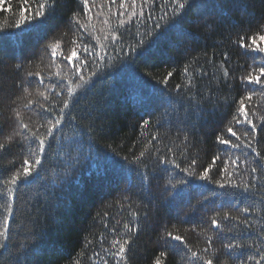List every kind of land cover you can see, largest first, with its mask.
<instances>
[{
    "label": "trees",
    "instance_id": "trees-1",
    "mask_svg": "<svg viewBox=\"0 0 264 264\" xmlns=\"http://www.w3.org/2000/svg\"><path fill=\"white\" fill-rule=\"evenodd\" d=\"M141 3L142 0H137V12ZM223 3L221 14L216 8V0H190L180 15L173 16L164 0H154L144 5L145 16L139 23L128 25L130 30L127 31L120 29L124 34L120 45L124 51L118 55L110 48L107 64L97 61L90 66V71L97 75L86 90H78L72 107L81 134L85 139L89 133L94 136V150L84 151L79 163L68 169V174H65L67 165L53 158L56 152L49 153L43 161L44 172L40 180L17 193L20 199H17L10 218V242L7 251L0 252V264H73L77 259L81 264H93L90 257L94 250H100L99 234L106 232L103 224L114 226V218H121L119 205L114 206V201L125 195L149 212L147 221L141 215L139 239L128 253L129 264H152L154 257L164 249L161 237L166 227L178 230L193 247H203V238L191 229L195 227L199 231L208 217L221 209L227 211L244 206L234 195H213V192L231 193L234 190L218 188L178 170H172L173 174L169 176L161 171L163 165L156 166L154 158L146 162V168L140 169L147 171L150 177L142 186L136 166L123 159L127 156L134 160V153L138 154L146 139L156 131L163 141L154 142L161 153L166 152L165 145L173 146L172 141L177 135L182 139L187 133L190 146L177 161L187 166L194 158L198 171L207 167L222 150L233 151L219 144L216 137L229 138L226 127L230 126L235 113V101L245 95L246 87H253L242 86L240 76L253 65L250 57L256 56L259 62L261 54H245L232 41L240 34L253 35L264 24V0H223ZM59 5L47 29L41 33L29 32L28 28L0 31V109L3 110L0 125L4 126V135L11 130L10 108L15 107L12 100L20 93L17 85L24 78L23 72L17 73L16 65L35 68L40 64L45 44L67 29L71 11L80 7L78 0H59ZM126 7L131 10L130 5ZM112 9L117 15L122 11L119 0ZM165 9L168 16L159 21L161 28L153 31V24ZM95 11L93 9V13ZM5 15L0 12V23ZM149 16L151 19H147ZM112 19L115 21L116 17ZM112 26L115 27V23ZM146 31L151 35H144ZM141 37L143 45L131 52L129 46H136ZM223 53L229 56L233 76L228 81L230 87H225L223 82L219 86L215 81L210 82L214 65L220 64ZM209 58L212 63L207 62ZM196 63L203 65L209 74L194 82L191 95H203L199 106L190 102L189 95L185 94L187 90L180 95L176 91L177 85L186 82L185 65L195 67ZM168 72H172L171 77H167ZM166 77L167 84L162 83ZM253 99L264 112L261 98ZM194 109L199 115L193 114ZM144 120L152 122L147 130L140 127ZM243 127L238 125L234 130L240 131ZM260 127L258 150L264 154V126ZM231 139L235 142L234 137ZM2 155L0 177L6 178L9 161L16 157L19 163L20 151L13 147L11 152ZM220 165L221 161H217L213 167V179L219 178ZM180 178L187 180V184L171 188L169 181L176 182ZM205 196L209 199L205 200ZM105 213L109 215L105 217ZM3 216L0 210V223ZM123 216L127 218V212ZM89 240L93 243L89 244ZM227 242L215 240L214 245L222 249L223 243ZM178 261L179 256L169 252L165 264H178Z\"/></svg>",
    "mask_w": 264,
    "mask_h": 264
},
{
    "label": "snow or ice",
    "instance_id": "snow-or-ice-1",
    "mask_svg": "<svg viewBox=\"0 0 264 264\" xmlns=\"http://www.w3.org/2000/svg\"><path fill=\"white\" fill-rule=\"evenodd\" d=\"M150 2L154 0H142L140 10L137 12V0H119V9L122 11L117 15L112 9L117 0H78L80 7L71 11L67 29L53 41L45 44L40 64L35 65V68L31 65H16L17 73L23 72L24 78L17 85L20 93L12 100L15 107L10 108L11 130L7 135H4V126L0 125V160L3 159L2 154L11 152L13 147H18L20 162L17 163V158L13 157L9 161V174L6 178L0 177L2 201L0 210L4 213L3 222L0 223V252H6L10 242V218L13 216L17 199H20L17 193H22L24 188L40 180L44 172L43 161L49 153L56 152V157L53 158H58V162L67 165L65 174H68V169L79 163L84 151L94 150V136L89 133L85 139L76 126L78 118L72 114L78 90H86L92 78L97 75V72L90 71L92 64H96L97 61L107 64L106 58L109 56L110 48L118 55L124 51L120 46L124 39L120 29L124 28L127 31L130 30L128 25L133 22L139 23L140 18L145 16L144 5ZM164 2L171 9L172 15L178 16L189 6L190 0ZM126 5H130L131 10ZM59 6V0H16L15 5L13 0H0V12L7 14L3 18V23H0V31L7 29L23 31L24 28H28L29 32L41 33L47 29L55 9ZM216 8L223 13V0H216ZM93 9H96L94 13ZM168 14V10L165 9L164 14L153 24V31L161 28L159 21L164 20ZM113 17H116L115 21ZM113 23L115 27L112 26ZM97 25L101 27L98 28ZM144 35L151 33L146 31ZM93 41L95 43H92ZM257 41L264 43V24H261L253 35L246 37L240 34L237 40L232 41L238 48L243 49L245 54L251 52L261 55L259 62L256 56L250 57L253 65L240 76L242 86L253 87H246L245 95L235 101L237 105L235 113L229 122L230 126L226 127L229 138H224L223 135L216 137L219 144L233 150L231 153L222 150L221 154L212 158L207 167L198 171L194 158L187 166H182L177 161V157L184 155L190 146L187 133L182 139L177 135L172 141L173 146L165 145L166 152L161 153L154 143L163 142L159 131H156L146 139L142 150L138 154L134 153V160H129L127 156L123 157L125 161L136 166L142 186L149 182L150 177L147 171L140 169L142 166L146 168V162L154 158L156 166L163 165L161 171L169 176L173 174L172 170H178L190 178L215 184L221 189L234 190L231 193L213 192V195H234L244 204L243 207L234 210L221 209L209 216L199 231L195 227L191 229L197 236L203 238V247H193L178 230L166 227L161 237L164 249L154 257L152 264H165L169 252L179 256L178 264L264 262V154L258 150L257 142V135L262 130L260 126H264V112L260 111L261 105L253 99L259 96L264 102V46ZM143 43L141 37L136 46H129L130 51H137ZM222 55L220 64L214 65L215 70L210 82L215 81L217 86L223 82L225 87H230L228 81L233 76L230 72L229 56L227 53ZM207 62L212 63L211 58ZM183 71L186 82L176 86L177 94L180 95L182 91L187 90L185 94L189 95L190 102L194 101L199 106L203 95L200 93L191 95L195 87L194 82L208 77L209 74L199 63H196L195 67L186 64ZM171 76L172 72H168L167 77ZM167 77L162 83L167 84ZM32 85L35 87H31ZM2 111L0 109V115ZM193 114L199 115V112L194 109ZM151 123L144 120L140 127L147 130ZM238 125L244 127L240 131L234 130ZM92 130L96 131L95 128ZM231 137L235 138V142ZM217 161H221L218 168L219 178L213 179L211 172ZM53 173L55 174V169ZM187 182L180 178L176 182L170 180L169 184L175 189ZM204 199L208 200L209 197L205 196ZM115 205H119L121 218H114V226L106 222L103 224L106 232L99 234L100 250H94L90 257L93 264H110V261L111 264H129L128 253L132 250V244L139 239L141 215L145 221L149 218V212L134 204L128 195L114 201ZM125 212L127 218L123 216ZM104 215L107 217L109 214ZM246 233L248 235H245ZM215 240L228 242L223 243L221 249L214 245ZM88 243L92 244L93 241L89 240ZM20 247H23V243ZM237 253L239 255H236ZM220 256L224 258L220 259ZM73 264H81L80 259L75 260Z\"/></svg>",
    "mask_w": 264,
    "mask_h": 264
}]
</instances>
